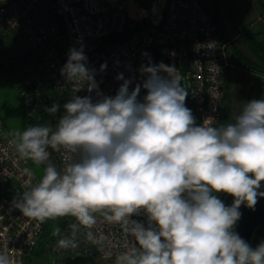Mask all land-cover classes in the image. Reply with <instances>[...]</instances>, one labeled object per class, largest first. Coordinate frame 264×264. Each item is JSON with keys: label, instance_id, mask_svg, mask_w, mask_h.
I'll return each instance as SVG.
<instances>
[{"label": "clouds", "instance_id": "clouds-1", "mask_svg": "<svg viewBox=\"0 0 264 264\" xmlns=\"http://www.w3.org/2000/svg\"><path fill=\"white\" fill-rule=\"evenodd\" d=\"M139 71L142 83L130 90L133 81L119 74L123 83L106 96L83 46L69 49L61 75L74 94L55 130L38 124L12 134L21 159L46 165L14 206L40 222L74 217L71 235L57 242L65 249L78 246L80 227L95 239V213L122 224L135 243L117 264H264V241L253 248L234 230L240 206L254 209L264 197V98L244 103L234 123L197 125L174 65L149 62ZM80 91H95L97 98ZM49 148L66 149L72 161L58 170ZM221 193L233 197L231 206ZM142 213L147 226L133 219ZM59 234L57 227L53 235ZM0 264H11L10 257L0 253Z\"/></svg>", "mask_w": 264, "mask_h": 264}, {"label": "built area", "instance_id": "built-area-1", "mask_svg": "<svg viewBox=\"0 0 264 264\" xmlns=\"http://www.w3.org/2000/svg\"><path fill=\"white\" fill-rule=\"evenodd\" d=\"M146 1L0 0V50L11 49L9 38L23 40L25 47L33 51L30 62L40 67L38 78H26L19 84L29 114L35 116L40 111V123L45 117L43 125L55 130L64 103L74 94L72 83L61 75V69L69 49L83 46L87 67L94 70L103 95L116 94L123 83L116 78L119 74L133 81L131 90L146 78L139 71L141 65L163 62L174 65L182 76L181 83L190 89L196 124L220 125L226 113L225 76L233 67L222 42L224 23L211 15L202 0H151L145 6L142 3ZM130 22L132 33L125 37ZM118 37L125 38L110 39ZM1 56L5 59V55ZM145 94L142 89L138 98ZM77 95L97 98L95 91H80ZM54 105H60L58 112L46 111ZM13 141L0 116V253L7 254L11 264H25L39 244L46 221L23 215L14 206L19 198L4 194L6 189L7 193L22 194L37 183L30 160L19 157ZM48 150L49 162L60 171L73 159L66 149ZM25 168L30 169L31 175L24 172ZM94 215L97 222L91 231L95 239H88L89 229L80 227L76 234L78 246L67 249L57 242L71 235L69 226L76 220L66 218L58 239L47 244L54 255L53 264H69L68 259L82 256L100 263H117V257L135 243L122 224L107 222L101 213ZM133 219L147 226L145 214Z\"/></svg>", "mask_w": 264, "mask_h": 264}, {"label": "rangeland", "instance_id": "rangeland-1", "mask_svg": "<svg viewBox=\"0 0 264 264\" xmlns=\"http://www.w3.org/2000/svg\"><path fill=\"white\" fill-rule=\"evenodd\" d=\"M140 1V0H138ZM260 1L264 0H232L229 1L231 7L234 9L230 11L228 8H224L226 10V14L231 16V20L236 28L241 29L242 32H249L254 36L253 40L248 36V33H245L244 37L248 38V40L252 42L255 40V44L253 47L257 46L261 47L259 44L264 43V32H260L261 26L264 25V21H257L259 15H261L262 7ZM207 3V0L205 1ZM145 6H149L151 4V0H147L145 3H142ZM208 4V3H207ZM209 12L217 16V9L211 5H207ZM239 13V15H236ZM236 15L240 18V21H235L234 18ZM230 18V17H229ZM237 41V40H236ZM239 41V39H238ZM264 54V50L261 51ZM235 60L233 61V67H231V81L226 84V99L224 101V106L226 107L227 117L224 119L223 125H227L229 123H234L236 117L241 113L244 103L253 100L260 99L263 97L264 92V82L261 84V80L254 83L255 77L250 75L248 72H244L243 68H248L244 65V62L249 61V57H246L248 61L244 57H239L235 55ZM241 65V66H240ZM250 66H255L254 63ZM258 67H254L257 71ZM250 69V68H248ZM252 85V86H251ZM183 86V84H182ZM253 89L251 90V88ZM25 107L26 101L24 96L21 94L20 88L18 86V82L16 79L9 78L2 69H0V116L3 120V126L7 134L14 140V136L12 135L15 131H23L30 125H38L36 117L33 119H29L25 117ZM31 168L35 172L37 176V183L40 181L44 174V167L42 164L37 165L32 160H30ZM9 189L4 191V194L7 196H16L20 197L19 192H10L7 193ZM219 198L223 200V193L218 194ZM69 216L49 219L47 220V228L50 233H53L54 230L58 227L60 229L61 223ZM260 235V234H259ZM52 242V241H51ZM54 255L52 251L48 247H38L36 252L32 254L27 260H25V264H53ZM105 264V263H98Z\"/></svg>", "mask_w": 264, "mask_h": 264}, {"label": "trees", "instance_id": "trees-1", "mask_svg": "<svg viewBox=\"0 0 264 264\" xmlns=\"http://www.w3.org/2000/svg\"><path fill=\"white\" fill-rule=\"evenodd\" d=\"M260 4L262 7V11L264 12V2L260 1ZM233 10L234 9L231 8V11ZM131 26L132 23L130 22L125 37L131 35L132 33ZM125 37L110 38V39L113 41H117V40L120 41L123 40V38ZM8 45L11 46V49L7 50L8 47H5L7 52L5 49L0 50V69H2L3 72L9 78L16 79L18 82V86L26 78H38L40 75V67L35 63H31L29 60L33 51L25 47L23 40L17 41L16 39L9 38ZM1 55H5V59H3ZM244 65L251 69L254 68L253 66H250V63L248 62H244ZM225 88H226V82H225ZM43 108L45 109L46 106H44ZM29 112H30L29 108L26 106L25 117L29 119H33V117H36L37 124L43 125V121L45 120V117L43 118L41 117V123H40L39 121L41 115L40 111H38L35 116L30 115ZM260 191H264V185H262ZM239 211L241 212L242 215L241 218L236 223L234 230L240 235L241 238L246 240L251 245V239L254 233L264 234V197H258V201L254 209H250L246 205L242 204L239 208ZM65 220L61 223L60 231L65 225ZM59 235H53V233H50V231H48L47 220H46L44 226V233L39 241L38 246L34 250L33 254L36 252L38 247L46 248L48 243L57 240ZM67 263L98 264L99 262L93 257L82 256L75 259L70 258L67 260Z\"/></svg>", "mask_w": 264, "mask_h": 264}, {"label": "crops", "instance_id": "crops-1", "mask_svg": "<svg viewBox=\"0 0 264 264\" xmlns=\"http://www.w3.org/2000/svg\"><path fill=\"white\" fill-rule=\"evenodd\" d=\"M202 1L208 11L209 9L207 5L208 4L213 5L217 9L218 15L217 16H214L212 14L211 15L215 19L224 23V26L221 29V37H222V42L226 44L227 46L229 56L232 59L231 61L233 62L235 60V57H234L235 55H238L239 57H244L246 61H248L246 57H249L248 63H251V64L254 63V65L258 67L257 68L258 70L255 71V69H251V68L248 69V68L242 67L241 65L240 66L241 68H243L244 72H248L250 73V75L255 77L254 83L261 80V84H262L264 82V54H262L261 51L264 50V43L259 44L261 47L257 46V49H256V47H253L255 44V40L252 42L254 36L250 34L249 32L243 33L241 29L236 28V26L233 24L231 20L232 19L231 16L226 14V10H224V8L227 9L228 7H231L229 1L232 2V0H207L208 4L205 2L206 0H202ZM228 9L231 11V8H228ZM236 15H239V13H237ZM236 15H232V16H235L234 20L239 22L240 18L237 17ZM257 21H260V22L264 21V12L261 13V15H259ZM260 32H264V25L261 26V30L258 33ZM245 33H248V36L252 39L251 42L248 40V38L244 37ZM230 81H231V69H229L225 77L226 84L227 82L230 83ZM252 89L253 87L251 88V90ZM262 94L264 97V92ZM225 99H226V91H225L224 101ZM226 117H227V111L225 113L224 119ZM224 119L222 120V123L220 125H223ZM223 200L226 206H231V204L233 203V197L227 194L224 195ZM105 264H117V263H105Z\"/></svg>", "mask_w": 264, "mask_h": 264}, {"label": "water", "instance_id": "water-1", "mask_svg": "<svg viewBox=\"0 0 264 264\" xmlns=\"http://www.w3.org/2000/svg\"><path fill=\"white\" fill-rule=\"evenodd\" d=\"M186 90H187V92H188V96H187L186 101H185V103H186V107L189 108V109L192 111V106H191V98H192V94H191V91H190L189 88H187ZM192 114H193V111H192ZM193 116H194V115H193ZM237 222H238V221H237ZM235 226H236V225H235ZM262 240H263V237H261V238L258 239V238L256 237V233L253 234V237H252V244H253L254 246H257L259 243L262 242Z\"/></svg>", "mask_w": 264, "mask_h": 264}, {"label": "flooded vegetation", "instance_id": "flooded-vegetation-1", "mask_svg": "<svg viewBox=\"0 0 264 264\" xmlns=\"http://www.w3.org/2000/svg\"><path fill=\"white\" fill-rule=\"evenodd\" d=\"M226 203H227V201H226ZM260 234V235H259ZM256 237L259 239V238H261V237H263V240L262 241H264V234H261V233H256ZM251 245H252V247H256V246H254L253 244H252V239H251Z\"/></svg>", "mask_w": 264, "mask_h": 264}]
</instances>
